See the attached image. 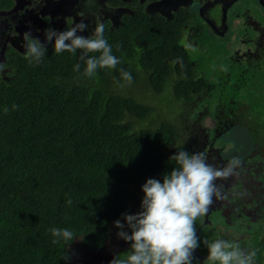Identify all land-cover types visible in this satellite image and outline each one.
<instances>
[{
    "label": "trees",
    "instance_id": "obj_1",
    "mask_svg": "<svg viewBox=\"0 0 264 264\" xmlns=\"http://www.w3.org/2000/svg\"><path fill=\"white\" fill-rule=\"evenodd\" d=\"M174 34L145 17L138 30L105 36L121 63L95 78L82 75L79 51L46 54L38 65L21 57L9 61V76H0V264H72V257L61 260L67 245L52 243L53 227L72 230L84 250L97 251L114 222L131 212L147 179L162 182L176 166L170 157L188 152L180 135L189 134L191 122L182 120H203L202 110L193 114L194 103L212 95L213 85L192 76L193 63ZM120 68L133 77L126 91L147 80L150 97H160L156 107L115 92ZM261 82L252 84L251 101L229 110L231 123L213 142L225 150L218 137L229 131L228 153L252 156L256 163L249 162L264 174ZM166 98L171 105L162 104ZM161 108L173 121L162 118ZM255 248L264 263V236Z\"/></svg>",
    "mask_w": 264,
    "mask_h": 264
},
{
    "label": "flooded vegetation",
    "instance_id": "obj_2",
    "mask_svg": "<svg viewBox=\"0 0 264 264\" xmlns=\"http://www.w3.org/2000/svg\"><path fill=\"white\" fill-rule=\"evenodd\" d=\"M233 2L234 0H96V6L89 8L83 0H0V64L4 65L0 76L4 78L10 73L9 61L25 58L26 32L31 30L33 37L43 42L45 29L51 27L63 31L80 21V13L87 15L85 23L89 25V30L83 33L85 36L92 34L95 28L96 16L93 13H98L103 20L105 36L118 35L132 27L138 30L145 17L152 25H161L175 32L178 45L193 63L192 76L212 84L211 88L217 98L215 109L209 117V128L203 126L205 118L202 121L199 118L184 119L185 122H191V127L187 128L189 134L180 135L181 140L189 153H203L207 162L215 167H224L233 157H240L241 175L218 183H223L226 189L247 193L230 205L216 201L204 217L197 219L195 227L200 237V247L194 253L196 260L193 264H211L207 260L208 249L203 244L205 239L209 242L225 239L238 242L244 248H255L264 236V174L257 172L252 156L248 159L242 152L228 153L227 150L218 149L213 142V138L218 135L216 133L231 123L233 114L229 110L244 107L243 102L239 107L236 105L233 94L241 90L247 93L255 91L252 88L255 81L250 83L251 78H264V34L261 38H252L240 31L239 41H251L252 44L243 48L232 43L230 8L234 6ZM228 5L229 12L226 10ZM222 8L224 11H221ZM251 31L256 34L254 28ZM217 53L220 56L218 58ZM46 54L56 55L52 44L47 45ZM199 60L211 67L206 70L207 78L202 71L196 72V62H200ZM165 62L169 64L168 59ZM174 78L176 76L172 79ZM228 91L231 95L229 98L225 96ZM196 104L195 102L194 105ZM226 107L227 114L224 111ZM251 159L254 162L252 165L249 162ZM135 194L134 206L129 214L141 211L143 192L137 191ZM120 221L123 223V220ZM111 228L110 235L119 231L114 225ZM117 243L120 248L112 245L110 237L104 249L105 243L97 252L84 250L86 257L79 264H110L114 258H126L125 252L130 244L120 238ZM256 264L264 263L259 262L257 257Z\"/></svg>",
    "mask_w": 264,
    "mask_h": 264
},
{
    "label": "clouds",
    "instance_id": "obj_3",
    "mask_svg": "<svg viewBox=\"0 0 264 264\" xmlns=\"http://www.w3.org/2000/svg\"><path fill=\"white\" fill-rule=\"evenodd\" d=\"M83 2L89 8L96 6V0ZM79 15L82 17L80 21L63 31L51 27L45 29L43 42L33 37L31 30L26 32L25 59L38 65L46 56L47 45L52 44L56 54L68 52L75 56L79 51V60L84 65L82 75L86 78H95L102 69H117L121 60L113 54L112 45L105 38L103 20L98 13H93L96 16L95 28L92 34L85 36L83 33L89 30V25L85 23L87 15ZM119 47L118 44L117 49ZM3 69L4 65L0 64V71ZM80 69V63L74 65L75 72L79 73ZM119 72L120 79L115 81L116 85L121 89L130 86L133 83L131 73L123 68ZM12 108L15 110L17 106L13 105ZM4 111L7 113L9 109L6 107ZM170 161H175L176 166L170 173L163 175L162 182L149 178L142 186L144 196L141 211L137 214H122L123 223L120 220L114 222V226L119 229L118 238L130 244L131 252L124 259L114 258L110 264H193L196 260L194 253L200 247V237L195 227L197 219L204 217L216 201L230 205L247 195L246 192L226 189L223 183H218L241 175L240 157H233L224 167H215L207 162L203 153L181 150L176 151ZM66 203L70 206L73 201L69 198ZM49 231L54 238L53 244L67 245L61 260L68 261L71 257L73 260L70 245L77 240L75 233L68 228L56 227ZM203 244L208 249L207 260L211 264H256L260 251L258 248H244L238 242L225 239L212 242L205 239Z\"/></svg>",
    "mask_w": 264,
    "mask_h": 264
},
{
    "label": "rangeland",
    "instance_id": "obj_4",
    "mask_svg": "<svg viewBox=\"0 0 264 264\" xmlns=\"http://www.w3.org/2000/svg\"><path fill=\"white\" fill-rule=\"evenodd\" d=\"M216 56H217V58L220 57L218 53L216 54ZM199 61L201 63L200 62H196V70H197L196 72L198 73L199 71H202V73L207 78L208 74H207L206 70L210 69L211 67L207 66L205 64H202L203 61H201V60H199ZM261 78H263V77H261ZM261 78H259V80H256V78L255 79L251 78V80H250L251 82L250 83L255 81L253 83H256V85L257 84L260 85V83H262L261 82ZM138 84L139 85L138 86H134V88L133 87L129 88V91H126L124 88L121 89L118 86H115V92L119 93V94H122V95H131L136 100H139V101H141V102H143V103H145V104H147L149 106L156 107L157 106V100H155V99H158L160 97H158V96H154L152 98L150 97L149 92H151V90L149 88L147 80L146 81H140ZM126 87H128V86H126ZM237 92L238 91H236L235 94H233V98L236 101L243 102V103H248L249 101H251L250 99H252V98L248 97L249 94L246 91L241 90L240 92H238V93ZM225 96L227 98H229V96H231L229 94V91L225 94ZM225 96H223V98ZM150 99L154 100L155 102H152ZM196 99H197L198 103H197V106L193 109V114L196 113L199 110H202V112H200V113H202L201 116L205 118L203 120V126L206 127V128H209V125H211V121H210V118H209L210 116L206 112H209L212 115V112L214 111L215 106H216V102H217L216 93H213L212 95L210 94L209 96H202L201 99H200L199 96H197ZM162 104L164 106H169V105H171V102H170L169 99L166 98V99H164V101H162ZM158 113L161 114L162 118L165 119L166 121H173V119H171V117H167L166 118V115H164L165 111L163 110V108L159 109ZM183 119H185V118H183ZM174 121L178 122V119H175ZM182 121H184V120H182ZM182 134H184V133H182ZM219 135L220 136L218 137V139H220V142H221L220 144L224 145L225 150L227 148H232V145L229 143V138H230L229 131L227 133H225V134L224 133L223 134L220 133ZM256 161H257V163L263 162L262 159H259V160H256ZM76 239L77 240H75L70 245V251H71V256H73V262L72 263L79 264V263L83 262V258H85L86 255H85V252L79 247L80 238H76ZM117 240H119V238L117 236V231H114L112 236H111V243H112L113 246L115 244V248H120V244L117 243Z\"/></svg>",
    "mask_w": 264,
    "mask_h": 264
},
{
    "label": "water",
    "instance_id": "obj_5",
    "mask_svg": "<svg viewBox=\"0 0 264 264\" xmlns=\"http://www.w3.org/2000/svg\"><path fill=\"white\" fill-rule=\"evenodd\" d=\"M233 4L234 6L230 8L232 10L230 19L232 43L235 46L240 45L244 48L246 45L252 44V42H240V31L252 38L257 36L261 38L264 34V0H234ZM222 10L224 11L223 8ZM226 10L229 12V5ZM251 28L255 29L256 34L251 31ZM79 247H81L80 243Z\"/></svg>",
    "mask_w": 264,
    "mask_h": 264
}]
</instances>
